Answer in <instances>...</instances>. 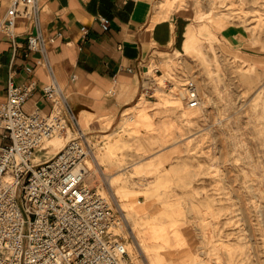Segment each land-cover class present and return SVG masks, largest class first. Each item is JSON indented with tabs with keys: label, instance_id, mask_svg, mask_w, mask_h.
Listing matches in <instances>:
<instances>
[{
	"label": "rangeland",
	"instance_id": "1",
	"mask_svg": "<svg viewBox=\"0 0 264 264\" xmlns=\"http://www.w3.org/2000/svg\"><path fill=\"white\" fill-rule=\"evenodd\" d=\"M157 14L175 26L174 55L159 72L152 66V92L114 127L84 130L86 167L95 169L87 182L121 214L118 231L140 264L144 252L129 243L148 226L150 250L164 249L162 264H264V0H158ZM188 79L203 99L191 120L180 114L191 110L186 99H175ZM58 137L47 140L55 145L45 157L65 144Z\"/></svg>",
	"mask_w": 264,
	"mask_h": 264
},
{
	"label": "built area",
	"instance_id": "2",
	"mask_svg": "<svg viewBox=\"0 0 264 264\" xmlns=\"http://www.w3.org/2000/svg\"><path fill=\"white\" fill-rule=\"evenodd\" d=\"M40 10V0H11L0 33L10 37L15 50L21 18L38 26L28 36L29 48L46 50ZM100 19L109 29L110 18ZM34 85L10 80L8 97L0 103V264H140L118 231L121 214L87 182L91 143L63 86L53 75L44 87L52 108L28 111ZM185 88L189 107L199 106L196 80L188 79ZM152 89L148 81L143 93ZM56 136L65 144L50 158L36 159L38 149Z\"/></svg>",
	"mask_w": 264,
	"mask_h": 264
},
{
	"label": "crops",
	"instance_id": "3",
	"mask_svg": "<svg viewBox=\"0 0 264 264\" xmlns=\"http://www.w3.org/2000/svg\"><path fill=\"white\" fill-rule=\"evenodd\" d=\"M10 2L0 0V19ZM157 3L158 0H40L39 28L46 40L45 51L29 48L28 36L38 27L30 19L18 22L16 50L10 37L0 33V103L8 97L10 80L19 84L34 81V91L25 108L50 110L52 103L44 87L54 75L84 130L114 127L123 112L142 98L145 84L151 82L152 66L157 65L159 72L174 55L177 31L171 22L159 20ZM101 15L110 18L109 29L103 27ZM83 26L88 29L83 30ZM225 34L234 36L236 42L244 41L234 31ZM29 66L33 71H28ZM144 114L149 115L144 112L140 116ZM140 116L129 118L139 121ZM50 145L55 144L46 141L38 149L40 159L49 158L44 150Z\"/></svg>",
	"mask_w": 264,
	"mask_h": 264
},
{
	"label": "bare ground",
	"instance_id": "4",
	"mask_svg": "<svg viewBox=\"0 0 264 264\" xmlns=\"http://www.w3.org/2000/svg\"><path fill=\"white\" fill-rule=\"evenodd\" d=\"M200 91H201V89H200ZM178 97H175V99H176V101L178 102V105H181V103H183L184 102V100L186 99V90L183 88V89H181L179 92H178ZM191 108V110H186V108L184 109V111H182L180 114H181V116L182 117H187V119L188 120H191V118H192V116H193V112L194 111H198L199 109L200 110H202L203 109V99L201 100V104L199 105V106H197V107H190ZM141 117H142V120H144L145 121V123L147 124V125H153V122L151 121V118L149 117V115H147V114H144V115H141ZM175 126V125H174ZM164 129V128H163ZM162 128H161V130H163ZM157 134V133H156ZM160 135V134H159ZM158 135V136H159ZM173 135H175V134H173ZM167 137V136H166ZM58 140H62V139H64L63 137H58L57 138ZM161 142H162V140H161ZM53 143V142H52ZM151 143V142H150ZM163 143V142H162ZM96 156V158H97V154L95 155ZM38 158H40V153H37L36 154V159H38ZM38 160H40V159H38ZM140 166V165H139ZM95 168V167H94ZM97 168H98V166H97ZM141 168H142V166L141 167H139L138 169H136L137 171H140L141 170ZM97 170V169H96ZM142 171V170H141ZM148 171V170H147ZM104 172V171H103ZM95 173V169H92L91 170V168L89 167V175L90 174H94ZM98 173H99V175L101 176L102 175V171H101V169H99L98 168ZM151 173V172H150ZM103 178V177H102ZM117 180V179H116ZM113 182V181H112ZM120 187V186H119ZM109 188V187H108ZM110 188H112V190H113V194H114V199H115V201H116V203H118V204H120L121 205V207L123 208V209H125V207L123 206V204H121V199H120V197H119V195L117 194V192L119 191H117V190H115L114 189V187H113V185H112V183H111V180H110ZM127 193V192H126ZM135 201V200H134ZM119 207V206H118ZM138 212V211H137ZM130 213H132V212H129V213H127L126 215H127V217L129 218V217H131V215H130ZM139 213V212H138ZM154 225V224H153ZM171 226V225H170ZM149 227V226H148ZM148 227H145V229L144 228H142V231H141V233H140V237H139V234L137 235V233H135V235H134V237H135V240H134V242H131V243H129V247H130V249H133V250H135V251H137V252H139V254H141L142 255V253L144 252V255H142L143 256V259H144V261L146 262V264H162L163 263V257H164V255L165 254H162V252L164 251V249H163V247L162 248H157V249H153V251H151L150 250V244L148 243V236L150 235V231L151 230H149L148 229ZM155 227V226H154ZM156 227H157V225H156ZM160 228V227H159ZM134 229H135V227H134ZM134 229H132V231L131 232H136ZM155 229V228H154ZM153 229V230H154ZM157 229V228H156ZM162 229H164V228H162ZM184 230V229H183ZM159 231V230H158ZM154 232V231H153ZM183 234V233H182ZM168 235V234H167ZM192 236V235H191ZM166 237V236H165ZM154 238H156V237H154ZM157 239V238H156ZM189 239V238H188ZM186 240H187V238H186ZM194 240H195V238H194ZM155 241H157V240H155ZM197 241V240H196ZM178 242H179V240H178ZM177 243V242H176ZM164 245V244H163ZM181 245V244H180ZM199 245V244H198ZM204 246V245H203ZM226 246V245H225ZM192 247V246H191ZM215 247V246H214ZM218 247V246H217ZM216 247V248H217ZM232 247V246H231ZM153 248H156V246H153ZM165 248H166V250H168V248L165 246ZM178 248V247H177ZM194 248V247H193ZM199 248V247H198ZM204 249V248H203ZM232 249V248H231ZM210 250V249H209ZM211 251V250H210ZM209 251V252H210ZM213 251V250H212ZM219 251V250H218ZM214 252V251H213ZM163 253H165V252H163ZM225 253V252H224ZM220 254V253H219ZM187 255V254H186ZM230 256V255H229ZM192 257V256H191ZM201 257V256H200ZM202 257H204V256H202ZM205 258V257H204ZM220 258V257H219ZM251 258H253V257H251ZM224 259V258H223ZM255 259V258H254ZM257 259V258H256ZM221 260V259H220ZM202 261H203V259H202ZM224 261V260H223ZM206 262V261H205ZM225 262V261H224ZM263 262V261H262ZM184 264V263H183ZM219 264V263H218ZM230 264V263H229ZM262 264V263H261Z\"/></svg>",
	"mask_w": 264,
	"mask_h": 264
}]
</instances>
